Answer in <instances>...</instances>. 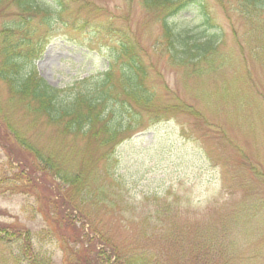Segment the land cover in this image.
Segmentation results:
<instances>
[{
	"label": "rangeland",
	"instance_id": "374dc122",
	"mask_svg": "<svg viewBox=\"0 0 264 264\" xmlns=\"http://www.w3.org/2000/svg\"><path fill=\"white\" fill-rule=\"evenodd\" d=\"M62 1L63 19L38 25L39 14L32 23L38 26L33 38L44 40L33 64L49 85L65 88L116 63L114 42L92 28L110 22L128 29L142 47L158 107L179 104L198 115L167 109L151 125L145 116L146 127L115 148L109 166L90 161L99 182L129 208L118 213L92 199L85 206L90 222L82 228L68 216L80 214L69 189L33 167L34 157L17 147L1 117L70 170L80 169L82 141L8 104L0 81V264H80V257L103 264L102 240L107 248L111 241L127 243L126 252L142 248L155 264H264V7L246 18L241 0H205L210 25L196 7L175 18L193 33H218L216 69L199 76L173 64L160 21L140 0ZM16 13L10 2L0 4V29ZM6 141L13 153L1 147ZM89 152L95 161L99 151ZM17 160L30 162L29 173L37 177L25 192L8 165ZM83 232L96 235L91 246L81 244ZM202 237L211 247L198 251L190 242Z\"/></svg>",
	"mask_w": 264,
	"mask_h": 264
},
{
	"label": "trees",
	"instance_id": "16d2710c",
	"mask_svg": "<svg viewBox=\"0 0 264 264\" xmlns=\"http://www.w3.org/2000/svg\"><path fill=\"white\" fill-rule=\"evenodd\" d=\"M6 1L17 9V13L0 29V81L8 88L7 102L19 105L33 120L43 121L58 128L64 135L80 139L83 156L80 160V169L64 168L51 154H43L13 127L2 113L1 121L5 123L9 136L21 151L24 150L34 157L33 167L69 189L64 191L69 195L70 201L80 205V214L68 216L80 221L82 228L85 223L90 222L85 206L92 199V203L97 201L98 204L107 207L106 209L116 208L118 213L127 211L129 204H121L119 193L99 182L100 175L92 172L94 169L91 168L90 161L93 166L99 161L109 166L115 148L146 127L145 116L148 119L147 125H151L160 121L163 114L169 112L167 109L184 110L191 115H198V112L179 104L158 107L156 91L149 85L151 66L145 60L142 47L128 29L114 26L110 22L94 24L93 27L86 22L85 26L90 25L114 42L116 63H111L104 72L80 79L65 88L49 85L38 75L33 64L44 48V40L40 36L39 39L33 38L38 33V26L35 22L32 23L39 14L42 18L38 25L50 26L54 21L63 19L67 10L64 2L0 0V4ZM140 4L160 21L161 43L173 64L189 67L199 76L208 73V70L216 69L215 64L218 60L216 51L220 43L217 31L206 35L204 31L196 34L177 26L175 21L177 16L196 7L204 25H210L205 0H140ZM263 7L264 0L239 2V10L246 18H251ZM69 21L71 25L76 22ZM203 65L206 67L201 68ZM1 147L10 153L14 152L9 141H6V146ZM93 147L99 151L95 161L89 156V151ZM15 162V165L8 164L15 170L13 181L21 187V192L30 190L32 184L37 181V177L29 173L31 163L19 160ZM60 197L63 201L66 200L64 196L58 194L59 199ZM93 231L98 235L95 229ZM96 235L81 233L80 240L83 241L81 244L91 246L93 240L97 238ZM199 238L190 242L196 250L201 251L202 246L211 247L209 238L202 237L200 242ZM105 242L102 240L103 245L100 242L102 246L97 251L100 257L98 259L103 264H155V259L152 260L153 255L149 252L147 254L142 248L141 251L134 249L133 252L130 250L126 252L127 243L111 241L110 247L107 248ZM87 263L86 259L80 257V264Z\"/></svg>",
	"mask_w": 264,
	"mask_h": 264
}]
</instances>
